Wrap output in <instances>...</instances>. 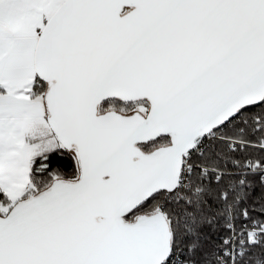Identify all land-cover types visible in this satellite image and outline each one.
<instances>
[{"label":"snow or ice","instance_id":"obj_1","mask_svg":"<svg viewBox=\"0 0 264 264\" xmlns=\"http://www.w3.org/2000/svg\"><path fill=\"white\" fill-rule=\"evenodd\" d=\"M0 264H264V0H0Z\"/></svg>","mask_w":264,"mask_h":264}]
</instances>
